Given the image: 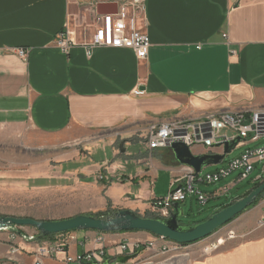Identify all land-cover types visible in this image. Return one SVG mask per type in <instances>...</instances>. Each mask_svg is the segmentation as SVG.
<instances>
[{
    "label": "crops",
    "instance_id": "crops-1",
    "mask_svg": "<svg viewBox=\"0 0 264 264\" xmlns=\"http://www.w3.org/2000/svg\"><path fill=\"white\" fill-rule=\"evenodd\" d=\"M114 1L0 0V138L11 141L12 151H40L44 159L37 162L27 153V161L20 164L35 169L33 178L25 180L14 173L11 178L0 176V183L48 179L44 184L54 180L62 189L61 197L45 203L59 201L54 212H41L30 203L4 204L0 216L55 221L131 210L155 218L152 203L168 195L158 191L161 172L170 178V190L187 166L178 163L171 148L151 151L148 129L168 120L264 109V0H146L143 29L151 46L142 62L128 48L96 47L88 55L83 43L93 35L95 23L84 39L72 26V18L78 17L75 10L85 8L95 18L116 13ZM100 4L108 6L97 14ZM67 24L75 30L77 44L64 53L56 41ZM15 49L26 50L27 58ZM136 89L143 94L135 95ZM259 142L264 139L238 144L240 153L225 161L228 154L215 171L259 147H251ZM191 151L223 154L221 147L206 150L201 145ZM52 163L60 168L57 178L50 176ZM259 164L264 173V161L255 168ZM43 170L47 175L42 176ZM262 198L213 236L190 245L194 247L190 264H264ZM75 235L66 254L84 255L102 248L104 264L118 260L119 245L148 243L156 237L144 231L87 230ZM218 240L223 241L221 246L205 254L204 247ZM43 243L0 231V261L35 264ZM13 248L19 252L10 258ZM153 255L144 252L139 259ZM64 258L52 256L44 263L77 264Z\"/></svg>",
    "mask_w": 264,
    "mask_h": 264
},
{
    "label": "built area",
    "instance_id": "built-area-1",
    "mask_svg": "<svg viewBox=\"0 0 264 264\" xmlns=\"http://www.w3.org/2000/svg\"><path fill=\"white\" fill-rule=\"evenodd\" d=\"M118 6L116 13L95 15V29L91 38L83 43L90 55L93 48H128L134 51L138 61L147 60L151 41L144 31L143 24L146 16V0H115ZM65 32L57 38V46L68 53L70 48L77 44L74 39L75 30L67 24ZM11 51V50H10ZM21 58H27L24 49L12 50ZM135 95L143 92L136 89ZM240 139V145L256 143L264 139V109L237 112H216L204 115L200 120H168L151 126L148 129L147 144L149 149L170 148L175 143H184L192 149L201 145L206 150H213L220 146ZM264 161V147L246 150L240 157L233 159L227 166L208 173L201 180L199 174L189 167L182 178L175 180L168 195L162 199H155L151 206V213L157 219H168L174 211V204L183 203L189 195H196L201 205H206L211 199L225 194L230 188H224L219 194L209 196L195 189V182L216 184L227 178L235 171H241L237 180H244L255 170L258 162ZM261 224H264V217ZM75 231L58 234V241L54 244L44 242L35 254V264H45V259L58 255H65L66 263L77 264H104L106 252L104 249H96L84 255L69 256L66 248L70 243L76 242ZM56 236V237H57ZM34 241V240H32ZM222 240L211 241L204 247V253L208 254L217 250ZM178 245L162 237H155L148 243L127 241L117 247V256L125 257L137 254V257L125 264H142L139 256L144 252H152L155 256L166 255L179 249ZM19 251L13 248L9 257L12 258ZM113 264H121L115 261ZM149 264V263H147Z\"/></svg>",
    "mask_w": 264,
    "mask_h": 264
},
{
    "label": "rangeland",
    "instance_id": "rangeland-1",
    "mask_svg": "<svg viewBox=\"0 0 264 264\" xmlns=\"http://www.w3.org/2000/svg\"><path fill=\"white\" fill-rule=\"evenodd\" d=\"M75 11L78 17L72 18L71 20L72 26L76 28L77 35L80 39L89 37L90 34H92L91 30L94 27L95 18H93V15L87 12V9L85 8H80ZM2 140L3 138H0V144ZM10 143L11 141L4 142L3 140V145L0 146V176L11 178L12 176H14L15 173L21 176V178H24L25 180L27 177H29V179L31 180L33 178L31 175L32 173H34L35 169L32 168V166H30L29 169H27L26 168L27 164H23V166H21L22 164L20 163H22L23 161L24 162L27 161V153L32 158L34 157V159H36L37 162L40 161L42 163V161L44 160L42 152L40 151L33 152L31 150H25L23 152V149H19V151H12L13 148H11ZM257 145L259 147H264V142H259L258 144H251V147ZM240 148L241 147L235 148L225 158V161L236 157L240 153ZM50 165L51 167L49 168H51L52 171V172L50 171L51 173L50 176L52 178H57L58 175H56L57 174L56 171L60 170L59 166L56 165L55 163H52ZM218 166H220V164L205 167L202 170V172L199 173L198 180L203 179L205 175L208 173L215 172V169ZM47 173L48 172H46V170H43L42 176L47 175ZM240 174L241 171H235L232 174H230V176H228L227 178L212 185L207 183L195 182L194 184L195 189H199L203 194L209 196L219 194L220 191L223 190L225 186L230 187V189L225 194H221L211 199L206 205H201L198 202L196 195H189L187 200L182 203V216L179 218V223L183 226H189L207 220L210 217H212L215 213L220 211L223 205L227 204L228 202H233L237 198L245 195L247 192L251 190L254 182L260 176L264 175L263 165L262 164L257 165L255 170L251 174H249L244 180L237 182ZM169 179H168V175H165V172L162 171L160 179L158 180V184H157L158 191L160 194L164 192H166V194L169 193L168 192L170 191L168 187L170 182ZM10 180L12 179L7 180L6 184L0 183V206L6 204V206L11 207L14 206L15 204L16 205L21 204L22 206L25 207V204L30 203V207L41 209V212H43L42 211L43 209H45L46 211L51 210V212H54V209L58 208V206L55 205L60 204L59 201H53L51 203V206L45 204L46 202L49 203L48 198L58 199L59 197H61V193H60L62 190L61 185L57 184L56 181L52 180L51 185H46L44 183L45 182L47 183L48 179L37 180L36 182L29 184H18L17 179L13 181ZM132 196L135 197V194H132ZM4 198L5 199L7 198V200H5ZM9 217H16V216H9ZM17 218H29V217H17ZM18 230L21 231L23 234L28 235L27 237H31L29 235H33V236L37 235V231L32 227L18 228ZM35 241L54 244L55 242L58 241V238L56 239L54 237V239L52 240L50 239V240H35ZM193 250L194 247L190 245L181 246L179 249H176L166 255H158V256L153 255L149 257H142L141 263L142 264H147V263L190 264ZM0 264H14V263H11L8 260L3 259L0 261Z\"/></svg>",
    "mask_w": 264,
    "mask_h": 264
},
{
    "label": "water",
    "instance_id": "water-1",
    "mask_svg": "<svg viewBox=\"0 0 264 264\" xmlns=\"http://www.w3.org/2000/svg\"><path fill=\"white\" fill-rule=\"evenodd\" d=\"M107 6V4L98 5L96 7L97 14H101V9ZM239 143L240 139H236L225 144L222 155H195L184 143H175L170 148L179 164L192 168L196 174H199L205 167L220 163ZM263 192L264 181L248 195L218 211L209 219L189 226L179 223V218L182 216V204L176 203L173 214L168 219L143 217L131 210L116 211L101 218L83 214L55 221L3 216L0 217V231H13L26 240H36L37 238L36 236H25L18 228L32 227L40 234V237L87 230L100 233L144 231L182 246L194 244L213 236L235 217L249 209ZM136 257L137 254L119 257L117 262L125 264Z\"/></svg>",
    "mask_w": 264,
    "mask_h": 264
},
{
    "label": "trees",
    "instance_id": "trees-1",
    "mask_svg": "<svg viewBox=\"0 0 264 264\" xmlns=\"http://www.w3.org/2000/svg\"><path fill=\"white\" fill-rule=\"evenodd\" d=\"M264 181V177L263 178H261L260 180H257V181H255L254 182V184H253V187L251 188V190L250 191H252V190H254V189H256L258 186H260V184L262 183ZM249 191V192H250ZM249 192H247L245 195H243V196H241V197H239V198H237L236 200H239V199H241V198H243V197H245L246 195H248L249 194ZM264 196V192L258 197V199L256 200V202L249 208V209H251L252 207H254L260 200H261V198ZM236 200H234V201H236ZM233 201V202H234ZM233 202H228L227 204H225V205H223L222 207H221V209L220 210H222V209H224V208H226V207H228L229 205H231ZM248 210V209H247ZM114 212H116V211H114ZM114 212H110V211H108V212H106V213H103V214H99V215H96L95 217H98V218H101V217H106V216H108V215H110V214H112V213H114ZM93 216V215H92ZM239 216V215H238ZM237 216V217H238ZM237 217H235V218H237ZM149 218V217H148ZM234 218V219H235ZM155 219H157V218H155ZM233 219V220H234ZM232 220V221H233ZM205 221V220H204ZM231 221V222H232ZM201 222H203V221H201ZM200 223V222H199ZM76 232V231H75ZM127 232V231H126ZM57 235H52V236H47V237H40V234L37 232V235H36V240H50V239H53L54 237H56ZM188 245H191V244H188ZM188 245H182V246H188Z\"/></svg>",
    "mask_w": 264,
    "mask_h": 264
}]
</instances>
